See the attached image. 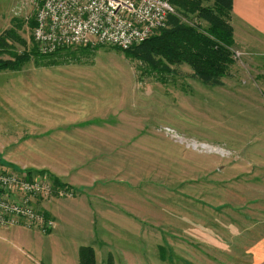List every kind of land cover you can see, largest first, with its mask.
<instances>
[{
    "label": "rangeland",
    "instance_id": "obj_1",
    "mask_svg": "<svg viewBox=\"0 0 264 264\" xmlns=\"http://www.w3.org/2000/svg\"><path fill=\"white\" fill-rule=\"evenodd\" d=\"M35 12L32 0H0V37L15 29L25 42L7 39L12 52L32 48ZM231 53L216 86L187 64L161 73L109 45L0 70V168L64 188L51 173L72 191L38 204L57 222L48 244H99L106 223L131 218L162 241L165 264L247 262L264 232V48Z\"/></svg>",
    "mask_w": 264,
    "mask_h": 264
},
{
    "label": "built area",
    "instance_id": "obj_2",
    "mask_svg": "<svg viewBox=\"0 0 264 264\" xmlns=\"http://www.w3.org/2000/svg\"><path fill=\"white\" fill-rule=\"evenodd\" d=\"M32 1L36 5L32 37L43 54L100 45L127 50L166 27L175 13L171 0ZM26 176L0 168V228L22 225L47 233L56 220L39 202L72 191L55 189L53 182L42 176Z\"/></svg>",
    "mask_w": 264,
    "mask_h": 264
},
{
    "label": "trees",
    "instance_id": "obj_3",
    "mask_svg": "<svg viewBox=\"0 0 264 264\" xmlns=\"http://www.w3.org/2000/svg\"><path fill=\"white\" fill-rule=\"evenodd\" d=\"M176 13L171 14L167 26L159 30L154 36L146 41L136 44L127 50H122L127 56L137 58L148 64L149 68L158 72H170L169 65L187 64L194 74L204 83L209 85L222 84L234 64L231 48L234 46L233 27L230 24L232 15V0H171ZM206 21V26L200 22L193 24L188 21L191 16ZM18 27H21L19 19H15ZM188 20V21H187ZM31 26H35L32 21ZM18 38L15 29H10L0 37L1 53L15 56L13 60H0V70H19L25 61H47L48 64H56L60 53L69 52L73 49H62L55 53L44 55L38 52L33 42L29 51L18 54L12 52L7 39ZM8 47V48H7ZM99 47V46H97ZM97 47H80L84 52H89ZM78 49V48H77ZM55 59V60H54ZM6 170V169H5ZM28 179L34 177L33 170H26ZM47 171H38L37 174H45ZM54 183L66 186L57 176L52 175ZM50 232V231H49ZM47 232V233H49ZM79 264H96V253L91 245H83L79 249Z\"/></svg>",
    "mask_w": 264,
    "mask_h": 264
},
{
    "label": "crops",
    "instance_id": "obj_4",
    "mask_svg": "<svg viewBox=\"0 0 264 264\" xmlns=\"http://www.w3.org/2000/svg\"><path fill=\"white\" fill-rule=\"evenodd\" d=\"M231 24L235 46L255 51L264 48V0H232ZM133 214L129 212L126 215ZM128 219L106 223L103 242L88 241L76 246L54 239L48 244L44 240V235L53 234L57 222L47 234L22 226L0 228V235L15 238L13 243L0 241V264H79V249L83 245L94 247L96 264H165L162 261L165 259L162 256V241L146 239L145 229ZM233 230L244 229L234 227ZM218 242L221 243L220 238ZM221 245L224 246L223 243ZM244 250L247 257L245 264H264V232L249 241Z\"/></svg>",
    "mask_w": 264,
    "mask_h": 264
},
{
    "label": "bare ground",
    "instance_id": "obj_5",
    "mask_svg": "<svg viewBox=\"0 0 264 264\" xmlns=\"http://www.w3.org/2000/svg\"><path fill=\"white\" fill-rule=\"evenodd\" d=\"M194 145L196 146V144H194ZM201 145H204V146L206 147V149H208V148L210 149V147H209L208 144H201ZM204 146H203V147H204ZM205 147H204V148H205ZM211 148H212V149H217V150L221 151L222 153L224 152L223 149H219V148H217V147H216V148H213V147L211 146Z\"/></svg>",
    "mask_w": 264,
    "mask_h": 264
},
{
    "label": "water",
    "instance_id": "obj_6",
    "mask_svg": "<svg viewBox=\"0 0 264 264\" xmlns=\"http://www.w3.org/2000/svg\"><path fill=\"white\" fill-rule=\"evenodd\" d=\"M202 146H204V145H202ZM205 147V146H204ZM209 147H210V149L208 148V150L209 151H215V152H220L221 153V151H219V150H217V149H212L211 148V145H209ZM206 148V147H205ZM219 149H221V148H219Z\"/></svg>",
    "mask_w": 264,
    "mask_h": 264
}]
</instances>
